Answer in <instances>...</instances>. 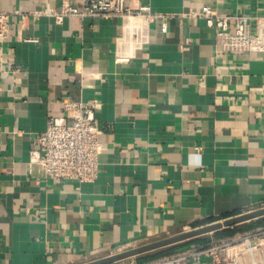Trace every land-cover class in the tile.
<instances>
[{
    "label": "crops",
    "instance_id": "1",
    "mask_svg": "<svg viewBox=\"0 0 264 264\" xmlns=\"http://www.w3.org/2000/svg\"><path fill=\"white\" fill-rule=\"evenodd\" d=\"M63 1L79 0H0V10ZM128 1L166 19L11 18L0 42V264H84L264 207V55L220 52L212 27L182 16L202 4L264 14V0ZM68 99L97 104L91 182L43 179L30 163Z\"/></svg>",
    "mask_w": 264,
    "mask_h": 264
},
{
    "label": "built area",
    "instance_id": "2",
    "mask_svg": "<svg viewBox=\"0 0 264 264\" xmlns=\"http://www.w3.org/2000/svg\"><path fill=\"white\" fill-rule=\"evenodd\" d=\"M14 15L23 20L48 16L57 23L66 16L122 17L144 25H149L160 16L166 19V16L152 11L146 2L132 6L128 0H79L75 4L63 1L59 7L45 2L39 8L26 12L0 10V42L9 36ZM182 16L202 18L206 26L212 27L214 43L220 52L264 55V14H228L218 12L209 4H202ZM162 25V29L166 30V24ZM24 40L35 41L36 38ZM96 108L97 104L93 101L65 100L63 114L50 117L46 128L34 137L36 147L31 151L30 163L39 165L43 179H72L82 183L96 178L98 156L102 150ZM123 250L119 249L116 253ZM203 258L207 259V264H264V225L215 243L185 246L143 263L127 264H185L188 261L201 262Z\"/></svg>",
    "mask_w": 264,
    "mask_h": 264
},
{
    "label": "water",
    "instance_id": "3",
    "mask_svg": "<svg viewBox=\"0 0 264 264\" xmlns=\"http://www.w3.org/2000/svg\"><path fill=\"white\" fill-rule=\"evenodd\" d=\"M264 216V207L256 208L253 210H249L247 212L239 213L233 216L226 217L222 220L215 221L197 228H193L191 230L183 231L173 236H169L166 238L154 240L140 246L132 247L125 249L121 252L111 254L109 256H105L96 260H93L84 264H110L116 261L126 259L129 257H134L141 255L143 253H147L150 251H154L157 249H161L176 243L184 242L192 238L199 237L201 235L215 232L221 230L223 228L232 227L234 225H238L240 223H244L253 219H257L259 217Z\"/></svg>",
    "mask_w": 264,
    "mask_h": 264
},
{
    "label": "rangeland",
    "instance_id": "4",
    "mask_svg": "<svg viewBox=\"0 0 264 264\" xmlns=\"http://www.w3.org/2000/svg\"><path fill=\"white\" fill-rule=\"evenodd\" d=\"M263 225H264V216L263 217H259L257 219H253L251 221H247V222H244V223H240L237 226H238V230L242 232V231H248V230H250L252 228L259 227V226H263ZM212 236H214V235H212ZM189 245H192V244H188L187 246H189ZM179 249H181V247H179ZM157 250L158 251H150V252H147V253H143L141 255H138V256L129 257V258H126V259H122V260L116 261L114 263H110V264H119V263H126L127 264V263H130V262L143 263V262L152 260L151 258H153L157 254L161 253L162 252L161 250L164 251L166 249H160V250L157 249ZM159 251H161V252H159Z\"/></svg>",
    "mask_w": 264,
    "mask_h": 264
},
{
    "label": "trees",
    "instance_id": "5",
    "mask_svg": "<svg viewBox=\"0 0 264 264\" xmlns=\"http://www.w3.org/2000/svg\"><path fill=\"white\" fill-rule=\"evenodd\" d=\"M238 230V226L237 225H234V226H232V227H227V228H223V229H221V230H219V231H216V232H214V234H216V235H218V236H231V235H233L236 231ZM194 240H197L198 238H193ZM194 240H187V241H184V242H180V243H176V244H173V245H170V246H167V250L165 251H163V250H161V251H159V252H161V253H164V252H167V251H173V250H175L176 248H179V247H184V246H186V244L187 243H190V242H192V241H194ZM158 252V253H159ZM161 253H159V254H161Z\"/></svg>",
    "mask_w": 264,
    "mask_h": 264
}]
</instances>
